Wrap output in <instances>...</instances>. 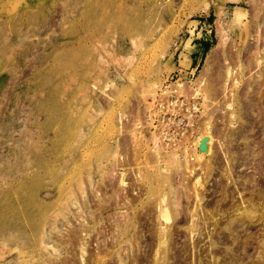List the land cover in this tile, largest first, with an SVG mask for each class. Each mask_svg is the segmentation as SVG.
<instances>
[{
	"label": "rangeland",
	"instance_id": "rangeland-1",
	"mask_svg": "<svg viewBox=\"0 0 264 264\" xmlns=\"http://www.w3.org/2000/svg\"><path fill=\"white\" fill-rule=\"evenodd\" d=\"M263 77L264 0H0V264H85L99 249L103 264H119L112 250H102L101 232L123 213L135 222L130 238L138 233L141 260L149 259L156 213L163 200L171 202V188L181 196L171 210L178 215L161 226L170 234L166 264H264V90L258 99L238 95L257 81L263 88ZM169 85L200 106L190 137L180 133L186 123L178 124V148L149 121ZM236 94L243 100L231 124L227 105ZM207 121L217 132L213 158L197 145ZM225 127L231 169L220 139ZM194 183L203 193L199 207L187 188ZM252 190L255 220L244 214L228 230L236 212L226 209ZM124 193L131 209L117 206ZM220 201L227 208L214 221L222 230L200 219L193 248L192 211L203 217ZM82 230L83 249L73 239ZM236 233L239 240L223 242ZM210 236L220 241L216 253ZM129 263L141 264H121Z\"/></svg>",
	"mask_w": 264,
	"mask_h": 264
},
{
	"label": "bare ground",
	"instance_id": "bare-ground-1",
	"mask_svg": "<svg viewBox=\"0 0 264 264\" xmlns=\"http://www.w3.org/2000/svg\"><path fill=\"white\" fill-rule=\"evenodd\" d=\"M260 9V8H259ZM238 21L240 22L241 20L238 18ZM258 30V29H257ZM258 32V31H257ZM190 47V46H189ZM260 51V50H259ZM261 52V51H260ZM257 57H258V55H257ZM261 62H263L262 61V58L260 59V60H258V67H260V65H261ZM261 76V75H260ZM256 77H257V75H256ZM264 78V77H263ZM262 81H263V79H262ZM237 82V81H236ZM252 82V81H251ZM202 83V82H201ZM209 83V82H208ZM233 83V82H232ZM263 83H264V81H263ZM262 83V85H264ZM234 84H236V83H234ZM261 84H260V81H257L256 82V87L255 88H252V90L250 91V89H246V91L245 92H240L241 94H238V95H242L243 97H246V98H248L247 96H250V95H252V93L253 92H255L254 94H253V96H257V98L256 99H258V95L260 96L263 92V90H264V87L262 88L261 86H260ZM210 86V85H209ZM208 86V87H209ZM232 89V88H231ZM244 89H245V87H244ZM243 90V89H242ZM205 91H207V90H205ZM214 91V90H213ZM231 91V90H230ZM233 92V91H232ZM206 93V92H205ZM207 93H208V91H207ZM230 93V92H229ZM229 96V95H228ZM241 96V97H242ZM253 96H251V97H253ZM230 97V96H229ZM243 97L242 98H240L239 96L237 97V94H236V97H235V95L234 96H232L231 98H230V101H231V104H230V102H229V104L227 105V109L228 110H230V113H229V116H228V118L230 119V121H229V123H231V124H233L232 122L233 121H235L236 119V114H235V112H236V110H235V107H234V105L236 106V103H237V101L238 100H243ZM262 97V96H261ZM260 97V98H261ZM264 99V98H263ZM229 100V99H228ZM227 101V100H226ZM255 101H257V100H255ZM264 102V101H263ZM262 102V103H263ZM252 103H253V101H252ZM252 103H248V104H250L249 106H250V108L251 109H253V104ZM256 105V104H255ZM248 106V107H249ZM229 107V108H228ZM240 107V106H239ZM256 107H257V105H256ZM258 107H259V105H258ZM238 108V107H237ZM262 108H264V105L262 106ZM261 108V109H262ZM264 110V109H263ZM243 111V110H242ZM261 111V110H260ZM259 112V111H258ZM261 113V112H260ZM209 115H212V114H209ZM228 115V114H227ZM259 116H260V114H259ZM257 117V116H256ZM262 117H264V116H262ZM262 117H260V119L262 118ZM208 118H210L209 116H208ZM212 119H213V117H211ZM211 118L210 119H207V120H210L211 121ZM228 119V120H229ZM261 120H263V118L261 119ZM260 120V121H261ZM208 122V121H207ZM226 122H227V119H226ZM206 123V122H205ZM228 123V124H229ZM205 126H204V131H205V133H203L204 135H201L202 136V140L201 139H198V140H200L201 142L199 143L198 141V143L199 144H197V145H199L198 147H200L201 149H202V151L201 152H203V154H202V156L203 155H207V156H210V158H213V157H211L212 155H214V148H213V139H214V137H215V135H214V132H215V129L212 127V123H210V122H208V123H206V124H204ZM232 126V125H231ZM229 128H230V126H228ZM229 128L227 129L226 127L224 128V130L226 129V130H228V131H230L229 130ZM232 129H233V127H232ZM234 129H235V127H234ZM233 129V130H234ZM238 129V128H237ZM220 131V135H221V137H220V139H222V141H223V143H225V146L223 145V147H224V149H225V151L226 152H224L223 153V155H226V156H224V157H226V159L227 160H225V161H228V164H229V166L231 165V160H230V158H232V157H230V155L228 154L229 153V151H228V149H230L231 147H229V145L231 144L230 143V141L229 140H231V138L228 140V138L232 135H229V133L231 132H227V131ZM250 130H252V129H250ZM203 131V130H202ZM218 131V130H217ZM253 131V130H252ZM215 133H217V132H215ZM234 133V132H233ZM201 138V137H200ZM155 139V141L157 142V140H156V138H154ZM247 139V138H246ZM216 143V142H215ZM218 143H220L219 141H218ZM220 145H222V144H220ZM223 149V148H222ZM160 150H161V148H160ZM194 150H192V152H193ZM158 152V151H157ZM160 152V151H159ZM196 152V151H195ZM200 152V153H201ZM194 153V152H193ZM135 154V153H134ZM175 154V153H174ZM173 154V156H175V157H173V159H172V165H177V162H178V155H174ZM177 154V153H176ZM195 155H196V153H194ZM194 154H192V155H194ZM220 156V155H219ZM195 157V156H194ZM200 157H201V155H200ZM200 157H196V159H198V158H200ZM205 157V156H204ZM221 157V156H220ZM208 159H209V157H208ZM225 159V158H224ZM229 159V160H228ZM176 160H177V162H176ZM201 160L202 159H199V161L201 162ZM205 162V161H204ZM221 162V161H220ZM203 162H201V164H202ZM206 163V162H205ZM227 163V162H226ZM227 164V165H228ZM243 164V163H242ZM196 165H198L197 163H196ZM206 165V164H205ZM210 165V164H209ZM209 165H208V167H209ZM219 165H221L220 163H219ZM181 166V165H180ZM199 166V165H198ZM229 166H227L228 168H230L231 169V166L229 167ZM193 167V169H194V165L192 166ZM223 167V166H222ZM264 167V166H263ZM261 168L260 170L261 171H263L264 172V168ZM210 168V167H209ZM227 168V169H228ZM193 169L191 170L192 172H194L193 171ZM202 169V168H201ZM208 170V168H205V170ZM210 169H213V168H210ZM195 170V169H194ZM203 170H204V168H203ZM226 170V169H225ZM227 171V170H226ZM232 171V170H231ZM258 171V170H257ZM261 171H260V173H261ZM192 172H190V173H192ZM262 172V173H263ZM181 173V172H180ZM205 173H206V171H205ZM204 173V174H205ZM208 173V172H207ZM221 173V172H220ZM223 173V172H222ZM226 173V172H225ZM225 173H223V174H225ZM231 172H230V170H228L227 171V173L225 174V178H227V179H231L233 176V174L231 175L230 174ZM195 174V173H194ZM122 175V174H121ZM184 175V174H183ZM205 176V175H204ZM232 176V177H231ZM203 177V176H202ZM254 177V176H253ZM122 178V177H121ZM167 178V177H166ZM205 178V177H204ZM194 179V178H193ZM167 180V179H166ZM184 180V179H183ZM200 180V179H199ZM228 180V181H229ZM232 180V179H231ZM121 181V183H124V181L125 180H123V179H121L120 180ZM197 182H199L198 181V178H197V180H196ZM227 181V182H228ZM256 181V180H255ZM201 182V181H200ZM232 182V181H231ZM114 183V182H113ZM117 184L119 183V181L118 182H116ZM223 183V182H222ZM229 183V182H228ZM250 183L251 184H249V185H252L253 183H255L254 182V179H251V181H250ZM186 184V183H185ZM195 184V183H194ZM198 184V183H197ZM197 184H195V185H193V186H189V187H187V188H191L190 190H189V192H192L193 193V197H194V200H196V204H197V206L199 207L200 206V202L202 201V194L203 193H200V192H198V190H199V188H200V186L197 188ZM244 184V183H243ZM243 184H242V186H243ZM222 185V184H221ZM246 185V184H245ZM245 185L243 186L244 188H245ZM255 185V184H254ZM117 186V185H116ZM122 186V185H121ZM123 186H124V184H123ZM128 186V185H127ZM183 186V185H182ZM80 187H82V186H80ZM216 187V186H215ZM219 187H221V186H219ZM252 187H253V185H252ZM251 186H250V188H252ZM115 189L117 188V187H114ZM123 188V187H122ZM186 187H185V189H187ZM217 188H218V186H217ZM216 188V189H217ZM223 188V187H222ZM225 188V187H224ZM243 188V189H244ZM254 188V187H253ZM121 189V188H120ZM125 189V188H124ZM124 189H122V190H124ZM170 189V188H169ZM201 189V188H200ZM242 189V190H243ZM245 189H247V188H245ZM188 190V189H187ZM222 190V189H221ZM230 189H226V192H228ZM254 190V189H253ZM252 190V192H251V195H250V197L249 198H247L246 200H243L242 198V200H243V202H241L240 201V203L239 202H236L234 199V196L232 195V194H234L235 192H237V191H233L234 193H232V190H231V193H230V195L228 194L227 195V197L228 196H233V198H230L231 200L233 199V201H232V203L230 204V206H229V208L228 209H226V208H224V209H226V210H228V211H230V212H236L235 213V216H236V218H235V221H233V220H229L230 222L229 223H227V228H228V230L229 229H232V225L234 224V225H236V223L238 224L239 222L240 223H243V221H244V218L245 217H243V215L244 214H246V215H249L247 218H248V221L249 220H253L254 219V214L257 212V210H258V204H259V200H257V202H256V198H255V195H254V192L255 191H253ZM116 191V190H115ZM179 190H177V189H175V188H171L170 189V195L172 196L171 198H172V200H171V202H169L168 200L170 199H168L167 201L166 200H163L162 202L165 204H163L162 206H161V204H160V209L159 210H157V215H156V219H157V221H158V226H159V229L156 231L155 230V232H154V235L153 234H151V235H153V239H154V246H152L153 248H155V251L153 252L154 254H152V257L151 258H149L148 259V256H147V259H145L144 261H142L141 259V255H140V250H139V242H138V240L140 239V237H139V235H138V233H135L134 234V241L130 238L131 236V233L134 231L133 229L135 228V222H133V219H131L126 213H123L121 216L119 215V216H113V218L111 219V221L109 222V224L107 225V226H105L104 227V231L103 232H101V231H99V232H101L103 235H101V234H99V235H101L102 236V239H103V244L107 247V249L105 250V249H102L104 252L105 251H109V252H111L110 250H112L113 252H114V254L118 257V260H119V264H121V263H126V261H130V259H132V261H133V263H138L139 261H140V263L142 264V262H144L145 263V261H146V263L147 264H166L167 263V261H168V259H169V255L167 254L168 253V248L167 247H169V246H167V243H168V238H169V235L170 234H168V228H167V226H166V228L167 229H164V228H162L161 226H162V224L163 225H165V222H168V221H172L171 219H172V217H175V216H177L178 215V213H174V214H176L175 216H172L173 214H172V212H171V210L173 211L174 210V212H176V210H177V207H179V197L181 196V194H179V192H178ZM181 191V190H180ZM224 191H225V189H224ZM245 191H247V190H245ZM118 192V191H117ZM222 192V191H221ZM220 192V193H221ZM133 193V192H132ZM181 193V192H180ZM184 193V192H183ZM219 192H218V194H220ZM116 194V193H115ZM122 194V193H121ZM189 194V193H188ZM187 194V191H185V195H188ZM216 194H217V192H216ZM222 194V193H221ZM223 194H225V192L223 193ZM114 195V194H113ZM117 195H119V194H116V196ZM126 195V193H124V195H122V196H124L123 197V200H122V203H120V201H121V199H119L118 200V197H117V201H119L118 203H117V206H118V208H127V209H131V206L133 205L132 204V202L130 201L129 202V200L127 199V198H129V196L127 197V195ZM180 195V196H179ZM202 195V196H201ZM238 195H240V193L238 194ZM221 196H223V195H221ZM220 196V197H221ZM236 196V195H235ZM115 197V196H114ZM141 197V196H140ZM191 197L192 196H190V194L188 195V199L190 198L191 199ZM192 197V198H193ZM225 197H226V195H225ZM238 197V196H237ZM120 198V197H119ZM174 198V199H173ZM259 198V197H258ZM135 199V198H134ZM222 199H223V197H222ZM228 199V198H227ZM227 199H225L226 201H227ZM192 200V199H191ZM225 200H223V201H225ZM239 201V200H238ZM217 202V201H216ZM222 201H220V204H216L215 206H216V208H212V211H207V213H205V212H203L204 214H205V216H203V217H198V215H199V213H198V215H197V210H195V211H192L193 212V214H191V225H190V234L192 235V246H193V248H197V245H196V243H195V240H197V239H194V237H195V232H197L198 233V229H201V228H199V221H200V219H201V221H200V223L202 222L203 223V225H204V227H206V221L207 220H212L213 221V224L215 225V227L214 228H217L218 226H219V223L220 222H218V221H214V218H215V216H217V215H220V213L224 210V209H222V203H221ZM231 202V201H230ZM120 203V204H119ZM136 203V202H135ZM192 203V202H191ZM218 203H219V201H218ZM244 203H247V205L246 206H243V204ZM223 204H225V203H223ZM226 204H227V202H226ZM225 204V205H226ZM229 204V203H228ZM203 205V204H202ZM201 205V206H202ZM211 205V204H210ZM218 205H220V206H218ZM109 206H111V205H109ZM191 206V205H190ZM209 206V205H208ZM213 206V205H212ZM211 206V207H212ZM218 207V208H217ZM245 207H247V208H245ZM115 208V207H114ZM195 209V208H194ZM98 210H101V209H98ZM179 210V209H178ZM151 211V210H150ZM153 211V210H152ZM209 212V213H208ZM225 212V211H224ZM154 213V212H153ZM228 213V212H227ZM149 214H151L150 212H149ZM203 214V215H204ZM207 214V215H206ZM221 214H223V212L221 213ZM113 215V214H112ZM143 215H144V213H143ZM152 215V214H151ZM154 215V214H153ZM152 215V216H153ZM234 215V214H233ZM142 216V215H141ZM140 216V217H141ZM146 216H147V214H146ZM155 216V215H154ZM153 216V217H154ZM201 216V215H200ZM221 216V215H220ZM240 216V217H239ZM264 216V215H263ZM139 217V216H138ZM153 217H152V219H153ZM227 217V216H226ZM137 218V217H136ZM144 218V217H143ZM149 218H150V216H149ZM155 218V217H154ZM176 218V217H175ZM174 218V219H175ZM256 218H257V216H256ZM140 219V218H139ZM110 220V219H109ZM188 220V219H187ZM255 220V219H254ZM253 220V221H254ZM228 221V220H227ZM252 221V222H253ZM156 222V221H155ZM163 222V223H162ZM210 222V221H209ZM49 223V222H48ZM171 223V222H170ZM201 223V224H202ZM239 223V224H240ZM167 224V223H166ZM157 226V225H156ZM101 227V226H100ZM222 227V226H221ZM81 228V227H80ZM156 228V227H155ZM219 228H220V226H219ZM56 229V228H55ZM83 229H85V228H83ZM218 229V228H217ZM221 229V228H220ZM226 229V228H225ZM88 230V229H87ZM101 230V229H100ZM222 230V229H221ZM227 230V229H226ZM85 231V230H84ZM84 231L82 230L81 231V233L79 234L78 232H76V233H78V234H75V232H74V237H73V239H77L78 240V245H79V247L81 248V249H83L82 248V246L84 245V239H86V234L87 233H84ZM201 231V230H200ZM200 231H199V233H200ZM212 231V230H211ZM235 231H236V228H235ZM87 232V231H86ZM209 232V231H208ZM85 235H84V234ZM108 233V234H107ZM173 233V232H172ZM89 234V233H88ZM150 234V233H149ZM195 234V235H194ZM200 234H202V233H200ZM199 234V235H200ZM215 234H217V235H219V239L220 240H222L223 238H221L220 236H221V232L219 231H217ZM198 235V236H199ZM216 235V236H217ZM197 236V235H196ZM200 236H202V235H200ZM215 236V235H214ZM191 237V236H190ZM226 237V236H225ZM42 238V237H41ZM64 238H66V237H64ZM71 238H72V234H71ZM109 238H111L110 240H109ZM188 238V237H187ZM196 238H198V237H196ZM201 238V237H200ZM213 236H210V240H211V247H212V250H213V252L214 253H216V246H217V243H220V241L219 242H214L213 241ZM216 238V237H215ZM73 239H70V241L71 240H73ZM218 239V240H219ZM239 240V236L237 235V233L236 234H232L230 237L228 236L227 238H225L224 240H223V242L224 241H228V240ZM198 240H199V238H198ZM201 240V239H200ZM199 240V241H200ZM216 240H217V238H216ZM202 241V240H201ZM75 242H73V243H71V244H76ZM89 242H91L90 240H89ZM94 242H96V241H94ZM69 243V242H68ZM102 243V242H101ZM151 243H153V242H151ZM225 244H226V242H224ZM264 243V242H263ZM76 244V247L78 248V245ZM89 243H87L86 245H88ZM92 244V243H91ZM90 244V245H91ZM135 244V245H134ZM68 245V244H67ZM98 245H99V243H98ZM168 245H169V243H168ZM190 245V246H191ZM196 245V246H195ZM69 246V245H68ZM89 246V245H88ZM95 246V245H94ZM93 246V247H94ZM100 246V245H99ZM135 246V247H134ZM189 246V247H190ZM199 246V245H198ZM43 247V246H42ZM75 247V248H76ZM84 247H86V246H84ZM163 247H165L163 250H161L160 251V249L161 248H163ZM187 247V246H186ZM188 247V248H189ZM70 248H71V246H70ZM75 248H74V251H76L75 250ZM76 248V249H77ZM96 248V247H95ZM98 248V247H97ZM100 248V247H99ZM103 248V247H102ZM72 249H73V247H72ZM79 249V248H78ZM77 249V250H78ZM89 249V248H88ZM93 249V248H92ZM109 249V250H108ZM85 250V249H84ZM154 250V249H153ZM212 250H211V252H212ZM79 251V250H78ZM86 251H88V250H86ZM99 251L100 252H102L101 251V249H99ZM98 250L97 251H95V253L97 252V254H96V256L94 255V260H88V261H86V260H84L83 262L85 263V264H103V262H105V260H104V255H102V256H104V257H101L100 256V252H99ZM183 251V250H182ZM185 251V250H184ZM107 252H105L106 253V255H107ZM131 252H133V254H132V256H130V254H131ZM186 252V251H185ZM188 252V251H187ZM58 253V252H57ZM78 253V252H77ZM103 253V252H102ZM73 254V253H72ZM78 256V255H77ZM90 256V255H89ZM89 256H87V257H89ZM195 256V255H194ZM116 257V258H117ZM213 257V259L215 260L216 259V255H214V256H212ZM263 258H264V256H262ZM80 258H82V256L80 257ZM91 258H92V255H91ZM111 258H112V255H111ZM114 259H116L115 257H113ZM199 257H197V259H198ZM69 259V258H68ZM196 259V258H195ZM201 259V258H200ZM80 260V259H79ZM186 260V259H185ZM191 260V259H190ZM189 260V261H190ZM60 261V260H59ZM76 261V260H75ZM80 261H82V260H80ZM108 261H109V259H108ZM107 261V262H108ZM178 261V260H177ZM181 261V260H180ZM189 261H188V263L187 264H189ZM193 261V260H192ZM61 262V261H60ZM64 262V261H63ZM72 262V261H71ZM82 262V263H83ZM113 262V261H112ZM196 262V261H195ZM77 263V262H76ZM75 263V264H76ZM191 263V262H190ZM199 263L201 264L202 262L201 261H199ZM220 263V262H219ZM231 263V262H230ZM55 264V263H54ZM64 264V263H63ZM67 264V263H66ZM69 264V263H68ZM77 264H79V263H77ZM130 264V263H129ZM185 264H186V261H185ZM192 264H193V262H192ZM226 264H229V263H226Z\"/></svg>",
	"mask_w": 264,
	"mask_h": 264
},
{
	"label": "built area",
	"instance_id": "built-area-1",
	"mask_svg": "<svg viewBox=\"0 0 264 264\" xmlns=\"http://www.w3.org/2000/svg\"><path fill=\"white\" fill-rule=\"evenodd\" d=\"M162 90L158 92L159 95L155 102L154 113L149 118V121L153 122L151 129L154 132L157 131L163 138H169L171 143L177 147L179 143H182L179 140L181 137L178 136L177 132L178 124L181 121L186 123L188 129L180 133L185 137H190L191 134L187 136V133L190 132L189 128H193L194 126L195 114L200 111V106L195 100L181 95L178 89L172 88L171 85ZM181 113L185 114L178 120L179 114ZM195 140L191 142V146H184L192 148Z\"/></svg>",
	"mask_w": 264,
	"mask_h": 264
},
{
	"label": "trees",
	"instance_id": "trees-1",
	"mask_svg": "<svg viewBox=\"0 0 264 264\" xmlns=\"http://www.w3.org/2000/svg\"><path fill=\"white\" fill-rule=\"evenodd\" d=\"M205 47L208 49L209 48V44L208 42L205 43Z\"/></svg>",
	"mask_w": 264,
	"mask_h": 264
}]
</instances>
